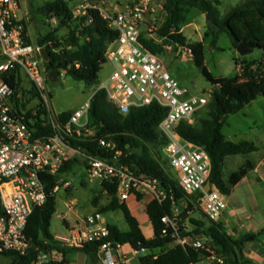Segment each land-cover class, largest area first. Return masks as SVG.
I'll use <instances>...</instances> for the list:
<instances>
[{
	"label": "built area",
	"instance_id": "1",
	"mask_svg": "<svg viewBox=\"0 0 264 264\" xmlns=\"http://www.w3.org/2000/svg\"><path fill=\"white\" fill-rule=\"evenodd\" d=\"M90 9H97L109 26L118 32L117 39L108 45L106 51L107 62L113 69L104 82L98 83L94 94L104 90L108 100L122 114L154 103L163 107L165 116L158 125L166 140L161 161L166 169H173L175 174H170L191 200L193 195L202 194L200 207L205 218L210 222L221 221L228 201L227 195L212 183L210 189H206L211 175V157L203 147L178 134L182 123L193 125L197 122L213 92L192 93L173 77L161 56L142 41V38L151 39L163 44L166 50L178 46L164 44L167 37L159 33L165 21L164 4L154 0H135L119 8L106 6L104 0H77L72 6L75 18L86 15ZM42 47L31 37L22 12V1L0 0V255L7 252L25 255L28 252L30 245L25 230L33 210L47 200L45 175L57 173L74 156L84 158L90 177L117 182L118 197L122 202L131 196L137 198L138 193L149 194L152 200L160 202L167 196L159 179L136 174L128 164L119 161L122 151L116 150L114 140L98 139L102 146L115 151L112 159L86 153L81 147L69 143L67 137L75 132L79 136H95V130L89 127L91 100L72 112L67 121L52 111L49 71L41 55ZM12 74L18 85L9 83ZM22 74L41 95V103L26 105L27 88L23 85ZM30 95L34 97L33 93ZM41 128L49 130L44 132ZM59 189L60 184L56 191ZM183 204L186 205L185 202H173L171 213L163 216V234L169 235L176 245L204 249L208 264H232L225 252L190 234L192 230L181 218ZM67 231L55 235L66 247L81 248L86 243L101 241L98 250L100 264H123L126 259L124 245L108 240L110 230L101 211L87 215ZM131 248L136 256L150 253L147 248ZM56 252H40L33 264H53L51 255Z\"/></svg>",
	"mask_w": 264,
	"mask_h": 264
},
{
	"label": "trees",
	"instance_id": "2",
	"mask_svg": "<svg viewBox=\"0 0 264 264\" xmlns=\"http://www.w3.org/2000/svg\"><path fill=\"white\" fill-rule=\"evenodd\" d=\"M164 9L167 13L164 24L159 33L167 37L164 44L175 43L179 47L191 50L194 63L202 70L205 78L217 89L213 91L206 107L201 110L197 122L193 125L182 123L178 134L183 139L194 142L203 147L210 155L212 168L210 181L212 185L226 195H230L235 186L248 175L253 165L247 162L238 170L233 171L227 178L224 175V163L228 156L250 155L259 150L254 141H232L226 137L223 127L230 115L239 113L246 105L259 97H264V60L243 63L240 74L235 77L214 75L205 62V42L210 40L212 47H217L220 36L227 33L234 45L240 42H252L256 49L264 51V0H245L232 7L222 15L212 0H164ZM191 8H197L208 17L203 40L189 42L182 31V25L187 21ZM43 11L56 17L61 27H68L62 41V50L57 51L54 43L60 42L54 31L39 38L38 44L46 46L51 54V61L45 62L47 70L65 71L75 80L83 81L89 86L98 84L99 72L107 62L106 51L108 45L118 37L117 30L111 28L97 9H90L86 15L75 18L72 6L68 0H53L47 2ZM76 24L72 28L71 24ZM61 41V42H62ZM144 45L157 54H163L166 49L163 44L151 39L142 38ZM11 85H18L12 74L9 79ZM19 90L16 89V93ZM72 112H63L61 117L67 121ZM165 116V109L154 103L141 108H132L127 114H122L118 108L108 100L104 90L97 91L90 101L89 127L95 130V136H79L76 132L67 137L69 143L81 147L86 153L100 158H109L115 155L114 150L102 146L98 139L105 137L117 143L116 150H121L119 161L128 164L136 174H145L157 178L164 186L167 196L160 202L157 199L147 205V214L153 225L154 236L148 238L142 229L138 218L133 215L128 204L118 197L117 182L103 181L102 185L112 200L100 211H121L127 230H122L115 223H108L110 236L108 240L122 245L130 244L133 248H147L152 253L139 257L141 264H198L207 252L202 248H195L180 244L164 250L173 239L163 234L164 223L162 218L170 214L173 202L186 205L181 218L187 215L195 205H201L202 194L193 195L192 200L181 190L174 177L170 176L164 163L157 158L151 145L163 146L165 138L158 129L160 121ZM40 128L39 123H36ZM47 132L49 129H42ZM79 160L73 158L61 166L57 173L45 175L47 200L36 207L30 215L25 233L30 245L25 255L15 252L3 254L12 258L11 264H33L39 253L54 250L63 255V261L71 252H82L88 255L93 264L98 263V250L101 241L86 243L81 248L63 246L50 231L52 218L57 210L56 186L61 175L73 169ZM139 200L143 194L138 193ZM197 228L191 235L201 233L203 222L192 219ZM206 235V243L217 250L225 252L232 264H250L244 257V246L256 234H246L240 239L232 238L224 229L223 222H210ZM264 233V229L262 230ZM211 238V239H210ZM158 249L160 252L155 253ZM63 261L61 264H63Z\"/></svg>",
	"mask_w": 264,
	"mask_h": 264
},
{
	"label": "rangeland",
	"instance_id": "3",
	"mask_svg": "<svg viewBox=\"0 0 264 264\" xmlns=\"http://www.w3.org/2000/svg\"><path fill=\"white\" fill-rule=\"evenodd\" d=\"M22 12L28 24L31 37L34 42L38 43L39 38L48 34L51 31L56 32L60 42L54 43V48L57 51L63 49V37L69 32L68 27H61L58 18L50 15L49 11L45 13L43 8L47 2L53 0H21ZM73 6L74 0H68ZM129 0H105L106 6H111L110 3L121 8L127 4ZM156 2H163L162 0H154ZM216 3L220 13L224 15L232 7L242 3L245 0H212ZM166 19L167 14L163 15ZM208 17L205 13L197 8H191L188 13L187 21L182 25L183 32L187 36L189 42L198 41L204 38L206 31ZM164 24V23H163ZM76 24L72 23V28ZM62 41V42H61ZM162 61L169 69L171 74L178 82L187 87L194 94H208L217 89L216 85L209 82L202 73V70L194 63L192 53H189L187 47L179 46L173 47L171 50L167 49L163 54H160ZM205 62L208 69L216 76L235 77L240 74L239 64L252 61L264 60V51L255 49L251 53L241 54L237 48L234 47L229 35L223 33L218 41L217 47L210 45V40L205 42ZM241 68H243L241 66ZM111 63L103 64L99 72V82H104L112 71ZM23 85L27 88L25 97H27L26 105H33L41 103L42 97L39 92L33 87L30 79L22 74ZM98 84L93 86L87 85L83 81L75 80L72 76L61 71L59 80L52 82L48 80V89L50 91V106L52 111L56 114L63 112H74L79 109L86 102L90 101ZM33 93L34 97L30 94ZM259 101L247 105L243 111L237 114L230 115L227 123L223 127V132L226 137L232 141L242 139L254 140L259 145V140L264 141V97H259ZM247 112V114L245 113ZM250 128H255L251 131ZM256 135V136H255ZM154 155L163 160L162 146L151 145ZM260 153L251 155H234L228 156L224 163V175L227 178L233 171L238 170L241 166L246 165L247 162L254 163L259 160ZM73 158L79 161L75 164L72 170L65 172L59 179L60 189L57 192V210L54 214L50 231L54 235L66 234V222L71 226L82 222L85 217L95 211H100L107 205L112 197L104 189L101 180L89 176L86 169V162L82 156H74ZM72 158V159H73ZM168 173L175 174L173 169L167 168ZM170 176H173L170 174ZM68 183V184H67ZM146 197L142 203L136 198L138 202L134 201L131 196L127 201L130 207L141 221L142 229L147 237L152 236V228L145 222L142 216L144 209L141 211L137 206H145L149 201V194H143ZM121 201V200H120ZM228 208L227 217L229 222L221 220L225 231L234 239H240L245 235L243 231L252 230L257 225L264 224V179L263 181L257 179V175L250 173L245 179L235 186L230 195H227ZM140 204V205H139ZM185 206H181L183 211ZM192 212L184 218L188 219L187 224L192 223V219L203 222L204 227L201 228V233L196 235L200 240L204 241L206 238L204 229L207 230L210 221L207 220L201 211V207L196 204ZM104 219L108 223L117 224L122 230L128 229V224L125 222L121 211H109L103 213ZM189 226V225H188ZM190 230L194 231L197 227L189 226ZM191 231V232H192ZM250 232V231H249ZM260 232H257L259 234ZM260 235L258 236V238ZM264 240V234L262 238ZM249 241V240H248ZM246 242L244 248L245 253H252V257L246 258L250 264H264V248L256 242ZM175 245V244H174ZM174 245H168L164 248L167 250ZM124 252L129 253V257H133L126 264H141L139 257L131 252L129 245H124ZM160 252L159 250L156 253ZM67 261H63V255L58 252L51 255L53 264H85V256L82 252H71L68 254ZM12 258L0 255V264H11ZM93 264V263H91ZM198 264H208L206 256L203 255L202 260Z\"/></svg>",
	"mask_w": 264,
	"mask_h": 264
},
{
	"label": "crops",
	"instance_id": "4",
	"mask_svg": "<svg viewBox=\"0 0 264 264\" xmlns=\"http://www.w3.org/2000/svg\"><path fill=\"white\" fill-rule=\"evenodd\" d=\"M105 1V0H104ZM135 0H129L128 2H127V4H130V3H132V2H134ZM162 1H164V0H162ZM74 3V5L77 3V0H74L73 1ZM162 3H164V2H162ZM111 4V6H117V5H115V4H113V3H110ZM126 4V5H127ZM126 5H124V6H126ZM123 6V7H124ZM167 14V13H166ZM182 31H183V27H182ZM185 34V33H184ZM201 40H203V39H201ZM241 66H243V63L242 64H239V71H240V73H241V71H242V68H241ZM255 101H259V99H256V100H254V101H252L251 103H249L248 105H250V104H253V103H255ZM247 106V105H246ZM246 106L244 107V109L246 108ZM243 109V110H244ZM242 110V111H243ZM246 114H247V112H245ZM250 130L251 131H255L256 129L255 128H250ZM256 136V135H255ZM242 140H247V139H242ZM259 140V145L254 141V140H252V139H250V141H254L256 144H257V146L259 147V150L258 151H256V152H253L252 154H254V153H260V157H259V160H257L256 162H254V163H252V165H253V169H251L250 170V172L248 173V175L250 174V173H254V174H256L257 175V179H259V180H261V181H263V179H264V141L263 140H260V139H258ZM238 141H241V140H238ZM238 141H236V142H238ZM251 155V154H250ZM247 175V176H248ZM246 176V177H247ZM245 179V177L240 181V183L243 181ZM239 183V184H240ZM144 197H143V199L142 200H140L139 202H138V200L134 197V201L135 202H138V203H142V201L144 200V199H146V197L147 196H145V195H143ZM149 201H148V203L150 202V201H152V198H151V196H149ZM127 204H128V201H125ZM148 203H147V205H148ZM139 204V205H140ZM147 205H145V206H142V205H140V206H137L138 208H139V210L141 211V208H143L144 209V212H142L141 211V213H142V216L143 217H146L145 218V222H146V224H148V226L149 227H151L152 228V231H153V234H152V236H150V237H148V238H152L153 236H154V229H153V225H152V223H151V221H150V219H149V217H148V214H147ZM128 206H129V208H130V210H131V212L133 213V215H135L137 218H138V216L135 214V212L133 211V209L130 207V205L128 204ZM192 212V210L190 211V212H188V214H190ZM138 220H139V218H138ZM187 221H188V219H186ZM185 220V221H186ZM222 220H225V222H229L230 221V219L227 217V212H225V214H224V216H223V218H222ZM140 221V220H139ZM187 221H186V225L188 226H195V227H197L196 225H193L192 223H188L187 224ZM140 223H141V221H140ZM71 225L68 223V222H66V228H68V227H70ZM142 226V225H141ZM188 226V227H189ZM190 229V228H189ZM264 229V224H260V225H257L254 229H252V230H245V231H243L244 233H245V235L246 234H256V237H255V239H252V237L249 239V241H250V243L251 242H256V243H259L260 245H261V247L262 248H264V240L263 239H261L262 238V234H264L263 232H262V230ZM250 231V232H249ZM257 232H260L259 234H257ZM260 235V237L258 238V236ZM248 241V242H249ZM175 243H171L170 245H174ZM125 245H129L130 246V248H131V245L130 244H125ZM176 245V244H175ZM124 247V246H123ZM132 249V248H131ZM246 250V248H244V251ZM156 251H158V249H155L154 250V252L156 253ZM123 252H124V250H123ZM131 252H132V250H131ZM150 253H152L151 251H150ZM58 254L59 255H62L60 252H58ZM84 254V256H85V264H91L92 262H91V259H90V257L88 256V255H86L85 253H83ZM252 253H245V256H246V258H250V257H252ZM124 256H125V260H124V262H123V264H126L127 262H129L133 257L131 256V257H129V253H126V252H124ZM68 257V259H69V256H67ZM98 264V263H97Z\"/></svg>",
	"mask_w": 264,
	"mask_h": 264
},
{
	"label": "water",
	"instance_id": "5",
	"mask_svg": "<svg viewBox=\"0 0 264 264\" xmlns=\"http://www.w3.org/2000/svg\"><path fill=\"white\" fill-rule=\"evenodd\" d=\"M255 49H256V46L252 42H240L237 45V50L243 55L251 53ZM41 55L46 63H49L51 61V54H50L49 49L46 46H43L41 48ZM60 74L61 73L59 69H54L49 72V79L52 82H57L59 80ZM210 187H211V181L207 183L206 189L209 190ZM98 264H100V262Z\"/></svg>",
	"mask_w": 264,
	"mask_h": 264
}]
</instances>
